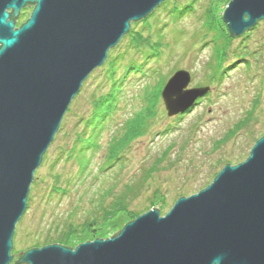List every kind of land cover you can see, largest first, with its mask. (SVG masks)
Here are the masks:
<instances>
[{"label": "water", "instance_id": "water-1", "mask_svg": "<svg viewBox=\"0 0 264 264\" xmlns=\"http://www.w3.org/2000/svg\"><path fill=\"white\" fill-rule=\"evenodd\" d=\"M164 1L0 0V264L13 258L34 172L83 81L131 22ZM26 4L34 5L30 17L15 28ZM222 19L229 35L239 36L264 21V0H230ZM190 80L178 69L163 84L168 117L209 91L189 87ZM18 253L13 264H264V134L244 161L226 163L163 215L151 207L108 238Z\"/></svg>", "mask_w": 264, "mask_h": 264}, {"label": "rangeland", "instance_id": "rangeland-1", "mask_svg": "<svg viewBox=\"0 0 264 264\" xmlns=\"http://www.w3.org/2000/svg\"><path fill=\"white\" fill-rule=\"evenodd\" d=\"M229 1L165 0L146 22L130 23L133 35L148 34L151 41H158L161 28L160 51L142 63V52L130 49L131 36H123L108 51L104 64L83 81L69 104L62 131L34 172L29 208L16 224L12 254L61 244L57 240L65 238L69 225L81 227L93 217L99 220L116 197L127 195L125 212L117 213L98 231H78L64 245L75 247L86 240L108 238L151 207L165 214L180 196L207 186L226 163L234 165L246 159L264 134V21L258 20L241 35L229 38L222 19ZM173 7L176 10L167 13ZM133 60L136 70H127ZM111 69L120 93L112 115L103 117L97 126L101 129L99 146L93 148L85 138L95 130L91 133V127H83L81 119L88 118L93 96L103 95L111 87L107 78ZM178 69L190 73L189 87L208 85L209 93L189 111L174 117L166 115L160 98L151 130L131 142L123 159L112 161V168L98 172L112 134L143 105V87L152 90L159 75L170 76ZM77 134L82 135L78 142ZM82 146L86 148L80 151ZM127 186L137 190L127 193ZM55 188L60 192L53 191Z\"/></svg>", "mask_w": 264, "mask_h": 264}, {"label": "trees", "instance_id": "trees-1", "mask_svg": "<svg viewBox=\"0 0 264 264\" xmlns=\"http://www.w3.org/2000/svg\"><path fill=\"white\" fill-rule=\"evenodd\" d=\"M163 4H164V2H162L159 5V7L160 6L163 7L164 6ZM189 7H192V5H189ZM175 10L176 9L173 7L171 9L167 10V13H172ZM149 15H152V13ZM141 20H145V22H146L147 18L145 17ZM135 22H137V21H135ZM132 23H134V22H132ZM146 25L149 26L148 24H146ZM160 30H161V28L157 30L158 41H155V40L151 41L150 35H148V34L143 35L139 32H134V35H133L132 29L130 27H129V31L124 35V36L128 35L129 37L131 36L130 43L132 46L130 47V49L131 48L132 49H139L142 52L141 54H142V56H144V60L142 63H145V61H147L148 58L151 59L153 56H156L157 53L160 51V48L162 47V44L160 43V40L162 39L161 38L162 33ZM227 32H228V29H227ZM227 35L229 38L232 37L229 35V32L227 33ZM110 49H112V48H110ZM107 56H108V53H107ZM106 59H107V57H106ZM106 59H105V61H106ZM224 61H225V58H224V54H223L221 56V60H220L221 65ZM135 63H136V61H134V60L130 61L127 65V70H132V71L136 70L134 68ZM139 67H141V66H139ZM155 69H154V71L157 72ZM173 71L174 70H172L171 73ZM113 75H114V70L111 69V71L109 72V75L107 76V78L112 82L111 87H109V90L107 91V93L100 95L98 97L93 96V99L90 101L91 110H90L88 118L87 119H84V118L81 119V121L84 123L83 127H85V128L91 127V130H92L91 133H93V131L95 130V134L88 135V138L84 137L85 140H88L92 143L93 148H97L99 146L98 137H99V134L101 132V129H98L97 126H98V124L102 123L101 119L103 117L107 118V117H110L112 115V113L114 112V108L116 107V96L118 95V93H120V91H119L120 86H118V82L113 78ZM168 76L169 75H165V74L159 75V80L157 81V85L154 86L152 88V90H149L148 88L143 87V88H145V89H143L144 92L142 91L140 93L141 97L139 96L140 99H142L143 105L140 107L139 110H136L132 114L127 116L121 122L120 127H119V131L116 132L115 134H112L110 141L108 143V149H107L106 157L104 160L105 162H103V166L101 167L100 171H98V172L102 173V172H105L108 169L112 168L110 166H112V164L114 162H118L119 160L123 159V157H124L123 153L130 146L131 142H133L134 140L143 136V134H145L148 130H151V122H152V120L154 121V119L156 118V116L158 114V111H156V105L160 101V91H161V88H162L163 84L165 83L166 79L168 78ZM209 77L212 80V76H209ZM203 86H208V85H203ZM208 93H209V91L203 97H205ZM77 94H79V92ZM197 103L198 102H196L195 105ZM68 110H70V109L68 108L67 111L65 112V114L61 120V123L59 125V128L53 137L52 142L58 137L59 132L62 131L64 119L66 117V114L68 113ZM178 116H180V115H178ZM83 134L85 135V132L82 133V135ZM82 135L77 134L76 142L80 141L79 139L82 137ZM91 138H92V140H91ZM82 148H86V147L82 146L80 148V151L82 150ZM84 158H86V157H83V159ZM113 160H115V161L112 162ZM105 164H107V165L104 167ZM104 168H107V170ZM126 188H127V193H130L132 191L137 190L134 186H127ZM53 191H58V193L60 192V190L56 189V188L53 189ZM126 196L127 195L116 197L114 199V203L111 204L109 206V208L103 209V211L99 217V220L97 218L93 217V218L85 221V223H83V225L81 227L69 225V230L66 233L65 238L59 239L57 241L64 245L65 243L69 242V237H71L72 235L78 234V231H82L83 233H93L94 231H98L101 227H104L105 223L109 222L110 220H113L112 218H114L117 215V213H119L120 211L125 212L127 210ZM28 199H29V195L27 197L26 208H29Z\"/></svg>", "mask_w": 264, "mask_h": 264}, {"label": "flooded vegetation", "instance_id": "flooded-vegetation-1", "mask_svg": "<svg viewBox=\"0 0 264 264\" xmlns=\"http://www.w3.org/2000/svg\"><path fill=\"white\" fill-rule=\"evenodd\" d=\"M34 8V5L33 4H26L24 7H22L20 10H19V14H18V17L15 19V24H14V27H19L22 23H24L29 17H30V14L32 12ZM11 11L8 10V13H10ZM200 99H198L196 102H198ZM12 254V253H11ZM19 253L16 254V255H13L12 254V260L9 264H12L14 262H16V260L19 258Z\"/></svg>", "mask_w": 264, "mask_h": 264}, {"label": "clouds", "instance_id": "clouds-1", "mask_svg": "<svg viewBox=\"0 0 264 264\" xmlns=\"http://www.w3.org/2000/svg\"><path fill=\"white\" fill-rule=\"evenodd\" d=\"M11 9H13L12 7H10ZM6 13V12H5ZM6 14H8V13H6ZM9 15V14H8Z\"/></svg>", "mask_w": 264, "mask_h": 264}]
</instances>
